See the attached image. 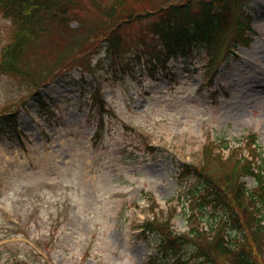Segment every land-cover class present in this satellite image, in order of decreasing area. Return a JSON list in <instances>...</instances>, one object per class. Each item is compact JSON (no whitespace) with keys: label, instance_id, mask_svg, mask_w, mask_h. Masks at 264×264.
<instances>
[{"label":"rangeland","instance_id":"1","mask_svg":"<svg viewBox=\"0 0 264 264\" xmlns=\"http://www.w3.org/2000/svg\"><path fill=\"white\" fill-rule=\"evenodd\" d=\"M80 1L81 21L95 22L94 0ZM245 8L256 36L247 48L234 43L233 55L223 48L221 71L209 72L216 77L207 82L212 61L204 49L151 74L136 66L135 76L106 69L97 41L89 52L103 69L95 64L92 75L81 74L73 54L57 63L62 47L54 38L27 52V75L0 73V112L18 117L16 127L0 121V264H145L159 242L143 238L141 224L154 213L177 232L187 229L191 210L196 226L218 222L220 207L186 204L201 183L193 174L182 178L179 167L199 164L202 148L233 144L248 132L264 146V0ZM242 29L232 34H246ZM123 33L131 48L132 35L139 44L149 40L139 23ZM12 36L0 11V50ZM127 51L119 63L129 60ZM237 173L253 185L251 175Z\"/></svg>","mask_w":264,"mask_h":264},{"label":"trees","instance_id":"2","mask_svg":"<svg viewBox=\"0 0 264 264\" xmlns=\"http://www.w3.org/2000/svg\"><path fill=\"white\" fill-rule=\"evenodd\" d=\"M246 1L184 0L160 8L152 6L151 11L145 12L143 8L133 7L132 0H94L96 19L88 22L83 18L81 21L77 12V8L85 7L80 0H0V10L16 24L13 41L1 54L0 73L27 75L23 69L27 52H34L43 43L49 45L51 38L58 39L55 46L62 47L56 54V62L73 54L72 62L78 65L81 74L83 69L89 73L95 69L89 50L97 41L104 45L106 69L114 67L117 74L133 72L130 57L127 63L118 62L125 46H128L126 54H130L123 29L133 23H139L149 35L147 39L159 43L139 44L131 37L136 46L142 45L134 60L142 61L148 51L150 58L146 63L150 65L152 61V69L170 58L186 55L195 47L216 52L218 59L222 49L229 52L234 41L247 42L244 32L232 34L235 27L246 30L247 15L242 10ZM74 19L81 22L71 26ZM143 38L144 35L139 39ZM99 62L95 64L103 69ZM100 102L105 103L103 98ZM42 106L38 108H46ZM0 120L11 124L16 122V117L9 113ZM247 138L254 136L249 134ZM253 143L249 149L251 158L239 155L237 149L224 156L213 146L203 150L202 166L191 165L186 172L182 171L195 175L201 183L185 198L186 204L191 208L195 204L201 208L220 207L223 214L217 223L199 227L195 225L198 217L195 219L191 210L186 217L187 229L177 232L170 219L161 220L154 213L142 224L140 232L145 239L155 235L159 242L146 264H264V148L256 140ZM240 168L253 176L251 187L240 179L243 176L237 173ZM255 245L257 252L253 249Z\"/></svg>","mask_w":264,"mask_h":264}]
</instances>
